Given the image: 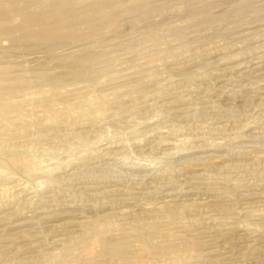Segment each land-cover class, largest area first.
I'll return each instance as SVG.
<instances>
[{
	"label": "rangeland",
	"instance_id": "1",
	"mask_svg": "<svg viewBox=\"0 0 264 264\" xmlns=\"http://www.w3.org/2000/svg\"><path fill=\"white\" fill-rule=\"evenodd\" d=\"M0 264H264V0H0Z\"/></svg>",
	"mask_w": 264,
	"mask_h": 264
},
{
	"label": "bare ground",
	"instance_id": "2",
	"mask_svg": "<svg viewBox=\"0 0 264 264\" xmlns=\"http://www.w3.org/2000/svg\"><path fill=\"white\" fill-rule=\"evenodd\" d=\"M65 1V0H64ZM14 2V1H13ZM12 3V2H11ZM58 3V2H57ZM22 14H27L26 13V10H24L23 12H22ZM28 21H27V23H25L26 24V26H25V28H24V30H25V32L26 31H29V29L32 27V29H34V30H44V29H46V28H48V27H50L51 26V24L50 23H48L47 22V20H41L40 18H38L37 16H35V15H33L32 17H31V15H29L27 18H26ZM59 22V21H58ZM31 24V27H27V24ZM59 23H61V22H59ZM63 23V22H62ZM52 25H54V24H52ZM59 25V24H58ZM29 28V29H28Z\"/></svg>",
	"mask_w": 264,
	"mask_h": 264
}]
</instances>
